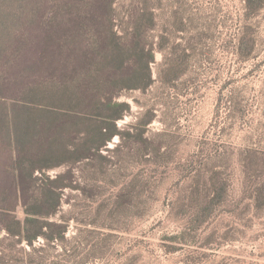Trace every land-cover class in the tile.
<instances>
[{
    "label": "rangeland",
    "instance_id": "obj_1",
    "mask_svg": "<svg viewBox=\"0 0 264 264\" xmlns=\"http://www.w3.org/2000/svg\"><path fill=\"white\" fill-rule=\"evenodd\" d=\"M114 10L115 30L137 20L153 48L152 84L113 97L129 106L120 135L46 171L71 170L49 220L68 225L64 239L39 238L33 254L0 218V264H264V4L117 0ZM83 139L73 135V149ZM13 214L24 222L22 206Z\"/></svg>",
    "mask_w": 264,
    "mask_h": 264
},
{
    "label": "trees",
    "instance_id": "obj_2",
    "mask_svg": "<svg viewBox=\"0 0 264 264\" xmlns=\"http://www.w3.org/2000/svg\"><path fill=\"white\" fill-rule=\"evenodd\" d=\"M116 1L0 0V189L9 193L0 196V218L9 238L33 254L39 238L62 241L68 226L49 220L71 170L56 179L46 171L87 159L120 135L115 122L129 106L114 98L152 84L154 50L141 41L137 20L132 33L115 30ZM246 2L249 12L264 4ZM151 15L143 10L140 20ZM80 133L82 147L73 149L72 136ZM19 206L24 222L13 214Z\"/></svg>",
    "mask_w": 264,
    "mask_h": 264
}]
</instances>
